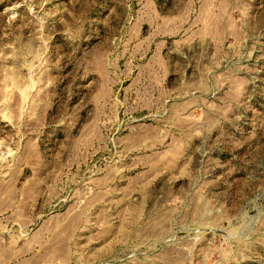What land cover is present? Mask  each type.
<instances>
[{
  "label": "rangeland",
  "instance_id": "obj_1",
  "mask_svg": "<svg viewBox=\"0 0 264 264\" xmlns=\"http://www.w3.org/2000/svg\"><path fill=\"white\" fill-rule=\"evenodd\" d=\"M0 264H264V0H0Z\"/></svg>",
  "mask_w": 264,
  "mask_h": 264
}]
</instances>
